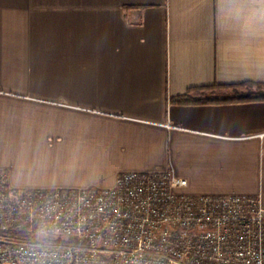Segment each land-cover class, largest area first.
<instances>
[{
  "label": "crops",
  "instance_id": "0c3cea01",
  "mask_svg": "<svg viewBox=\"0 0 264 264\" xmlns=\"http://www.w3.org/2000/svg\"><path fill=\"white\" fill-rule=\"evenodd\" d=\"M244 83L264 86V0H0V171L81 189L173 167L264 202V93L170 103Z\"/></svg>",
  "mask_w": 264,
  "mask_h": 264
},
{
  "label": "built area",
  "instance_id": "2783aa9c",
  "mask_svg": "<svg viewBox=\"0 0 264 264\" xmlns=\"http://www.w3.org/2000/svg\"><path fill=\"white\" fill-rule=\"evenodd\" d=\"M173 167L19 190L0 171V264H264L259 194L191 193Z\"/></svg>",
  "mask_w": 264,
  "mask_h": 264
},
{
  "label": "trees",
  "instance_id": "16d2710c",
  "mask_svg": "<svg viewBox=\"0 0 264 264\" xmlns=\"http://www.w3.org/2000/svg\"><path fill=\"white\" fill-rule=\"evenodd\" d=\"M251 85L250 83L204 86L190 89L185 95L170 98V103L175 104H220L239 101L256 100L259 97L240 92L241 87ZM263 85V84H259ZM218 90L223 92H218ZM231 92H228V91Z\"/></svg>",
  "mask_w": 264,
  "mask_h": 264
},
{
  "label": "rangeland",
  "instance_id": "374dc122",
  "mask_svg": "<svg viewBox=\"0 0 264 264\" xmlns=\"http://www.w3.org/2000/svg\"><path fill=\"white\" fill-rule=\"evenodd\" d=\"M239 91L243 92V93H248V94H258V93L263 94L264 93V86L248 85V86H245V87H241L239 89ZM218 92H223V91L218 90ZM228 92H231V91L229 90Z\"/></svg>",
  "mask_w": 264,
  "mask_h": 264
}]
</instances>
